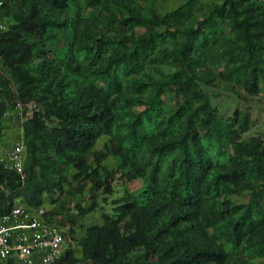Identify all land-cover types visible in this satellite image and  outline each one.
Wrapping results in <instances>:
<instances>
[{
    "label": "trees",
    "instance_id": "1",
    "mask_svg": "<svg viewBox=\"0 0 264 264\" xmlns=\"http://www.w3.org/2000/svg\"><path fill=\"white\" fill-rule=\"evenodd\" d=\"M150 1L0 0V140L21 105L26 148L24 181L0 154V217L75 195L72 179L91 186L78 219L124 192L55 264H264V138L206 91L264 93V0Z\"/></svg>",
    "mask_w": 264,
    "mask_h": 264
},
{
    "label": "rangeland",
    "instance_id": "2",
    "mask_svg": "<svg viewBox=\"0 0 264 264\" xmlns=\"http://www.w3.org/2000/svg\"><path fill=\"white\" fill-rule=\"evenodd\" d=\"M180 0H151L148 3L143 5L146 9L156 8L160 14H165L180 5ZM143 31H139L141 34ZM206 91L210 93L212 98L213 105L218 109V114L221 118L228 119L232 118L237 110L243 111L247 110L251 118V127L247 134L244 136L245 139L250 137H262L264 138V93L257 97H250L244 94V92L238 88H235L224 82H218L216 87L206 88ZM244 99V100H243ZM169 104L174 107L175 101L172 98V95L169 94L167 97ZM21 111L18 108L11 110L7 114L8 123L6 125L5 135L3 139L0 140V154L2 152L12 148L22 135V121H21ZM108 142V138H103L97 146V149H103L105 143ZM6 148V149H3ZM116 163V158L111 156L105 162L107 168H113ZM144 183L141 180L135 181L133 183L127 184V187L136 195H141L144 190ZM66 190L71 189L75 191V195H70L65 193L63 196L57 194L55 196L58 199L56 205H52L48 199H46V208L48 210H53L54 208H59L64 206V211L67 212V215H54L53 218L56 222H63L66 220L65 231L67 233V244L66 250L72 249L76 254H80L79 241L86 234L88 226L91 225H100L103 223L102 214L108 213L112 214L111 202L113 199H117L123 195L124 190L121 189L116 193L113 199L103 202L102 197L98 199L99 204L102 207H99L93 213L85 216L84 218L78 219L76 206L80 204L82 207L87 208L91 205L92 201L90 200V188L91 186L86 182L77 183L70 180L69 185H66ZM76 189L78 190L76 192ZM235 203H241L248 200V194H244L242 197H234ZM69 219L76 220V225L74 227L75 232L70 234L71 224Z\"/></svg>",
    "mask_w": 264,
    "mask_h": 264
},
{
    "label": "built area",
    "instance_id": "3",
    "mask_svg": "<svg viewBox=\"0 0 264 264\" xmlns=\"http://www.w3.org/2000/svg\"><path fill=\"white\" fill-rule=\"evenodd\" d=\"M1 6V3H0ZM8 26L0 19V32ZM21 111L23 124V107ZM26 148L23 136L12 148L2 152L1 161L8 171L16 172L25 180ZM46 206L31 208L18 205L0 217V264H55L65 253L66 231L52 222Z\"/></svg>",
    "mask_w": 264,
    "mask_h": 264
},
{
    "label": "crops",
    "instance_id": "4",
    "mask_svg": "<svg viewBox=\"0 0 264 264\" xmlns=\"http://www.w3.org/2000/svg\"><path fill=\"white\" fill-rule=\"evenodd\" d=\"M3 149H6V148H3Z\"/></svg>",
    "mask_w": 264,
    "mask_h": 264
}]
</instances>
